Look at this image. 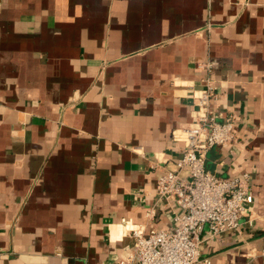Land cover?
I'll return each mask as SVG.
<instances>
[{
    "label": "crops",
    "instance_id": "1",
    "mask_svg": "<svg viewBox=\"0 0 264 264\" xmlns=\"http://www.w3.org/2000/svg\"><path fill=\"white\" fill-rule=\"evenodd\" d=\"M207 78L238 135L207 167L250 173L254 222L202 254L246 264L264 248V0H0V264H118L133 226L171 230L157 179Z\"/></svg>",
    "mask_w": 264,
    "mask_h": 264
},
{
    "label": "built area",
    "instance_id": "2",
    "mask_svg": "<svg viewBox=\"0 0 264 264\" xmlns=\"http://www.w3.org/2000/svg\"><path fill=\"white\" fill-rule=\"evenodd\" d=\"M219 65L215 58L199 62L208 72ZM206 82L193 93L198 110L181 131L182 153L157 179L158 198L178 206L172 217L175 226L171 230L146 224L130 228L131 246L118 264H214L202 254L205 240L233 230L241 232L244 225L254 222L247 206L252 190L250 173L224 177L207 167L208 153L214 147L233 152L238 135L235 114L229 113L221 122L216 119L213 101L221 95L215 80L207 78ZM156 211L155 206L148 210V223H153ZM255 258L264 264V248L250 253L246 264Z\"/></svg>",
    "mask_w": 264,
    "mask_h": 264
}]
</instances>
